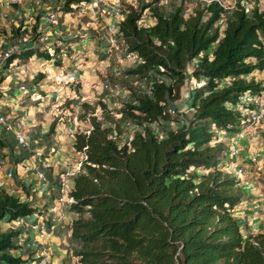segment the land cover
<instances>
[{"label": "trees", "instance_id": "16d2710c", "mask_svg": "<svg viewBox=\"0 0 264 264\" xmlns=\"http://www.w3.org/2000/svg\"><path fill=\"white\" fill-rule=\"evenodd\" d=\"M86 1L63 0L55 9L72 12ZM183 1L125 4L115 37L136 57L124 73L137 84L124 83L127 96L115 105L116 120L96 117L97 103L106 109L100 101L78 104L76 117L87 127L72 132L71 145L85 158L70 178L74 201L66 208L72 213L67 252L75 264H264V218L261 231L240 230L232 210L242 193L219 165L227 146L215 138L240 122V109L250 105L241 97L263 91L252 74L264 69L262 2L225 9L215 0H193L184 15ZM145 9L148 24L140 22ZM36 28L34 22L12 35L37 40ZM18 53L53 54L27 46L10 52L3 66ZM124 121L136 128L130 140L118 142ZM35 212L29 201L0 188V223ZM42 221L47 225L48 217ZM21 234L19 227H0V264L37 261L35 247L34 257L14 253Z\"/></svg>", "mask_w": 264, "mask_h": 264}, {"label": "crops", "instance_id": "0c3cea01", "mask_svg": "<svg viewBox=\"0 0 264 264\" xmlns=\"http://www.w3.org/2000/svg\"><path fill=\"white\" fill-rule=\"evenodd\" d=\"M117 1L81 2L73 5L72 12H58L56 23L53 24L43 22L41 18L45 11H55V5H58L60 0H41L38 7L32 4V0H0L2 49L9 44H17L18 49L32 45L42 46L37 40L32 41L31 45V36L28 34H24V42L19 38L20 35H12L15 32L21 33L36 22L39 29L47 32L50 28L57 27L59 36L65 39V47L69 50L67 57H60L56 52L51 54L50 58L32 54L30 56H34L33 63L28 61L29 56L23 58L25 54L18 53L13 60L24 61L26 67L18 68L14 73L0 72V112L8 119L24 114L21 129L27 132L32 140L27 148L22 149L16 144L12 131L4 130L0 126V138L4 143L0 145V157H3L6 166L13 168L12 174L3 178L4 188L36 207V212L27 217L31 221L50 217L47 209L56 195L59 176L65 170L75 169L76 152L71 145L72 137L67 131L69 127L80 128L76 124L80 120L76 117L78 103H92L96 98L95 94L99 92H103L102 100L106 99V91L99 81L102 76L112 75L111 65H117L122 60L115 50L117 47L122 49L121 44L117 42L115 47H110L107 41L111 26H117L118 17H113L110 10ZM11 18L13 22H10ZM140 22L150 23V15L140 18ZM112 32H116L115 27ZM73 33L77 36L71 37ZM8 38L12 43H9ZM45 43V46H48L50 41ZM76 50H80L81 54L75 61L72 60L71 53ZM135 62V57L132 60L125 58L124 65H134ZM252 74L254 79L261 83L264 91V69L255 70ZM4 77L8 79L2 81ZM3 83H6L5 86ZM20 83L26 84L41 98L38 101L22 99L18 90ZM15 93L19 95L15 96ZM244 108L249 111L252 105ZM244 108L240 109V113ZM247 112L241 113L243 117L235 127L227 132L217 133V136L221 134V140L227 146L221 168L235 177L242 193L240 202L233 210L239 214L242 224L259 229L264 218V113L260 120L250 122L246 116ZM51 121H55L53 130L49 129ZM64 124L65 129L62 127ZM61 127L63 131L59 130ZM35 149L41 150V155L52 164L57 162V165L42 169L44 180L40 181L35 178L32 170L28 173L30 165L37 162ZM238 168L242 171L235 174ZM8 186L11 189H8ZM71 216L70 210L65 209L64 219L53 233L45 232L39 235L34 230H26L25 236H28L27 241H30L31 247H45L49 254H54L52 257L48 255L50 261L47 260V264H75V259L69 257L67 252L66 224Z\"/></svg>", "mask_w": 264, "mask_h": 264}, {"label": "built area", "instance_id": "2783aa9c", "mask_svg": "<svg viewBox=\"0 0 264 264\" xmlns=\"http://www.w3.org/2000/svg\"><path fill=\"white\" fill-rule=\"evenodd\" d=\"M41 0H32V4L35 7L39 6ZM209 1V0H204ZM223 8H228L233 6L235 3H239L242 6H248L249 0H229V1H222V0H216ZM111 13L113 17H119L122 13V7L118 2H115L114 5L110 8ZM58 11L57 10H48L45 11L42 15L41 20L43 22L48 23H56ZM10 22H13V18L9 19ZM117 28L116 25L111 26V31L107 35V41L110 47H115L117 43V39L115 37V33L112 32L113 28ZM36 34H37V41L42 43V46H45V41H50V44L48 47L52 53L56 52L58 53V56L60 57H67L68 56V49L64 47L63 45V38L59 36V30L57 27L50 28L47 32V30H41L38 27L36 28ZM77 36L76 33H73L71 37ZM35 42V40L33 41ZM55 47H59L58 50H55ZM67 49V50H66ZM18 45L17 44H9L3 50L0 52V72L4 74H8L10 72L14 73L18 68H25L26 64L24 61H14L12 60L7 66H3L4 59L10 54L12 51H18ZM81 54L80 50H76L71 53L72 60H77L79 55ZM125 56L127 58H134L135 55L132 52L125 53ZM136 59V57H135ZM119 70L117 65L112 66L111 74L116 75L119 73ZM18 77V76H17ZM192 79V77H190ZM105 80V79H104ZM198 85L199 83L196 82ZM102 88L105 89V98L109 99L112 95H115L117 93V89L113 88V86L110 85L109 79L106 78L104 83L102 84ZM18 90L20 93V96L22 99L27 101H38L41 97L40 95L29 88L26 84L20 83L18 85ZM2 92V89L0 87V94ZM241 100L243 103L247 100L246 103H250L252 105V108L247 112V119L250 122L258 121L261 119L264 113V91H261L257 94H250L248 96L241 97ZM107 108V107H106ZM24 117V114L19 115L18 117H15L13 119H8L7 116L0 112V126L4 130H10L13 133L14 140L18 147L24 149L27 148L31 143V136L23 131L21 129L22 125V119ZM87 127V126H86ZM121 132L118 135V142H122L124 140H130L132 137V131L136 128L134 124L129 123L128 121H124L120 125ZM76 129H73L69 127V130L67 131L69 134H72ZM87 131V129H86ZM115 132L112 133L114 135ZM233 150V149H232ZM234 151V150H233ZM232 151V152H233ZM77 154V159L74 160V170H65L58 179L57 182V190L56 195L52 199L51 203L48 205V213L50 215L49 222L46 225L44 221L40 220H29L25 218H17L14 220H11L10 222L12 224H22L25 228H29L30 230H34L35 232H38L39 235H43L45 232L53 233L55 230V226L59 224V222H62L65 216V209L67 208V205L70 202H73V197L68 193V190L71 186V177L72 175L78 171L80 168L81 160L85 158V154L82 151H75ZM34 155L36 157V164L32 167L33 174L35 175L37 180H44V173L42 171L43 168L50 167L51 165H57V162H54L53 164L48 161L44 156L41 155V150L35 149ZM3 157H0V188H4L5 182L4 177H8L12 174L13 168L6 166L4 164ZM242 169L238 168L236 169L235 174L241 173ZM5 189V188H4ZM8 189H11L8 186ZM8 191V190H7ZM21 238H18L17 242H20ZM48 258V252L46 251L45 247H40L38 250V258L36 261V264H45Z\"/></svg>", "mask_w": 264, "mask_h": 264}, {"label": "rangeland", "instance_id": "374dc122", "mask_svg": "<svg viewBox=\"0 0 264 264\" xmlns=\"http://www.w3.org/2000/svg\"><path fill=\"white\" fill-rule=\"evenodd\" d=\"M62 1L63 0H60V2L58 3V5L59 4H61L62 3ZM136 1L137 0H118L117 2L121 5V7L123 8L124 6H125V4H127V3H132V4H136ZM172 0H160V2L159 3H162L165 7L171 2ZM174 1V0H173ZM178 1V0H177ZM224 1H226V0H224ZM194 1L193 0H184L183 1V4L186 6V11L185 12H183V14L184 15H186V13L188 12V10L193 6V3ZM263 9H264V6H261ZM147 16H149V12L145 9L144 10V12L142 13V15H141V18L143 17V18H145V17H147ZM142 21V20H141ZM35 36V35H34ZM11 38V37H10ZM10 38H8L7 40L9 41V43H12V40L10 39ZM19 41V40H18ZM32 41H34V40H29V42L31 43V45H32ZM118 44V43H117ZM2 45V44H1ZM1 45H0V49H1V51L3 50L2 48H1ZM63 45H64V47H65V39L63 38ZM67 50V49H66ZM115 50H116V52L119 54V56H120V59H122V60H120V62L119 63H117V67H118V69H120L119 70V73L118 74H116V75H106V76H102V78L100 79V86H102V84L104 83V81L106 80V78H108L109 79V83H110V85L111 86H113V88H115V89H117V93L115 94V95H112L109 99H103L102 100V96H103V92H99V93H97V94H95V96H96V98L93 100V102H95V101H100V103H102V104H104V105H106V109H103L102 108V106H101V104H96V107H95V109H94V114L96 115V117H98L99 119H101V120H103V119H107V117L105 116V118L103 117V115H108L112 120H116V118H117V115H116V113H115V109H116V107H115V105H116V103L118 102V101H120V100H122V99H124V98H126V96H127V90L125 89V86H124V83L126 84L127 82H129L131 85H136L137 84V81H135L134 79H131V78H129V76L128 75H126L125 73H124V71H125V69L127 68V66H125L124 65V61H125V58H127L126 56H125V53L122 51V49H120L119 47H117V48H115ZM21 57V56H20ZM34 57V56H33ZM33 57L32 56H29V62L30 63H33ZM18 58H19V56H18ZM133 58H128V60H132ZM114 61H116V60H114ZM111 66H113V65H111ZM10 73H12V72H10ZM8 77V76H7ZM2 78V81H4L5 79H8V78ZM105 79V80H104ZM202 79H200L199 80V84L202 82L201 81ZM192 83H193V79H191V78H189V79H187V82H186V84H185V86L183 85V87H182V91H181V97H185L186 96V92L188 91V89H189V87L192 85ZM5 84L6 83H3V85L5 86ZM198 84V85H199ZM17 92V91H16ZM18 94V93H17ZM16 93L14 94L15 96L17 95ZM19 95V94H18ZM3 102V101H2ZM185 102H186V100H185ZM247 102V100L245 101V103ZM248 104H250L249 102H248ZM3 105V103L1 104V106ZM251 105V104H250ZM247 112L248 111V108H244L243 110H242V112L241 113H243V112ZM108 122V121H107ZM77 125H78V127H80L81 129H84V128H86V126H85V124L86 123H83L81 120H78L77 121V123H76ZM62 127L65 129V127H66V125L64 124V125H62ZM60 128L59 130H61V131H63V128ZM154 129L156 130V131H160V127L158 126V125H155L154 126ZM71 135V134H70ZM216 138V140H220V141H222L221 139H222V137H221V134L219 135V136H216L215 137ZM223 143H224V141H223ZM225 145V144H224ZM75 156H74V160L75 159H77V157H76V153L74 154ZM223 158H225V155H223L222 156V159H221V161L222 160H224ZM219 165H222V162L219 164ZM34 165H30V167H29V172L28 173H30V170H32V167H33ZM79 170V169H78ZM32 172V171H31ZM36 178V177H35ZM56 189H57V187H56ZM237 206V205H236ZM232 213H233V215H234V217H236V219H237V221H238V224H239V226H240V230L242 231V233L243 234H249V233H251V234H255V233H257V232H259V231H261V229H262V227L261 228H259V229H256L255 228V226L254 227H252V226H250L249 224L246 226V224H242L241 223V221H240V216H239V214H237L234 210H232ZM38 219V218H37ZM59 224H61V222H59ZM59 224H57L56 226H55V229L58 227V225ZM263 225V224H262ZM0 227L2 228V229H5V228H10V227H19L20 229H21V231H22V234H21V236H19V238H21L20 239V245H21V248L20 249H17V250H15L14 251V253H22V256L23 257H25L26 255L29 257V255H30V257H34V255H33V247H31V243H30V241H27V239H28V236H25V234H26V230H28V231H31L29 228H25L22 224H12L11 222H6V221H4V222H1L0 223ZM50 233V232H49ZM48 241V240H47ZM35 248H37L36 246H35ZM48 252V251H47ZM48 255L50 256V257H52L54 254H49L48 253ZM48 256V257H49ZM47 260H49L50 261V258H48ZM33 263H35L36 264V262H33ZM27 264H30L29 262L27 263ZM47 264V263H46ZM49 264V263H48Z\"/></svg>", "mask_w": 264, "mask_h": 264}, {"label": "clouds", "instance_id": "9594fccd", "mask_svg": "<svg viewBox=\"0 0 264 264\" xmlns=\"http://www.w3.org/2000/svg\"><path fill=\"white\" fill-rule=\"evenodd\" d=\"M200 1H204V0H200ZM215 1H216V0H215ZM222 1H224V0H222ZM226 1H229V0H226ZM226 1H225V2H226ZM252 1H253V0H249V1H248V6H250V4L252 3ZM204 2H208V1H204ZM216 2H217V1H216ZM261 2H262V6H264V0H261ZM217 3H218V2H217ZM218 4H219V3H218ZM235 4H236V3H235ZM235 4H234V5H235ZM237 4H239V3H237ZM219 5H220V4H219ZM239 5L241 6V4H239ZM248 6H246V7H248ZM231 7H232V6H231ZM244 7H245V6H244ZM228 8H230V7H228ZM225 9H226V8H225ZM55 10H56V9H55ZM57 11H58V12H61V11H59V10H57ZM197 82H199V81H197ZM78 104H79V103H78ZM25 219H28V218L26 217ZM13 220H14V219H13ZM41 220H42V219H41ZM41 220H40V221H41ZM48 220H49V217H48ZM9 222H10V221H9ZM26 229H27V228H26ZM67 245H68V244H67ZM69 257L72 258V256H70V255H69ZM47 259H48V258H47ZM46 263H47V261H46ZM46 263H45V264H46Z\"/></svg>", "mask_w": 264, "mask_h": 264}]
</instances>
